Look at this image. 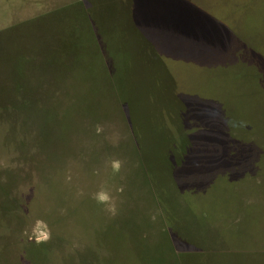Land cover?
<instances>
[{
  "label": "rangeland",
  "instance_id": "rangeland-1",
  "mask_svg": "<svg viewBox=\"0 0 264 264\" xmlns=\"http://www.w3.org/2000/svg\"><path fill=\"white\" fill-rule=\"evenodd\" d=\"M0 264H264V0H0Z\"/></svg>",
  "mask_w": 264,
  "mask_h": 264
}]
</instances>
